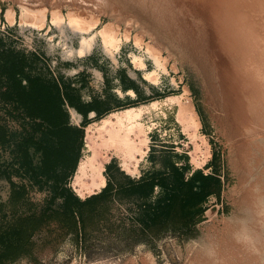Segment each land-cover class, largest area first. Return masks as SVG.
I'll return each instance as SVG.
<instances>
[{"label": "rangeland", "instance_id": "1", "mask_svg": "<svg viewBox=\"0 0 264 264\" xmlns=\"http://www.w3.org/2000/svg\"><path fill=\"white\" fill-rule=\"evenodd\" d=\"M17 1L27 4L32 9L46 7L49 26H45L40 29V31L30 26H21L18 18L19 8L16 4ZM215 1L219 3L215 2L216 4H214V0L212 4L210 2L207 3L208 0H0V8L2 9L0 16V36L3 38L6 47H12V49L14 48L16 51L23 52L28 56L32 55L33 73L49 76L52 80L59 83L63 89H73L76 104L83 109L86 107L80 103V100L82 103L88 104L93 103L98 98L96 94H98L99 97H103V91L100 92L97 89L95 90L94 86H92L95 84V82H93L96 79L95 75L97 77L100 76V72L96 68L101 67L104 74L107 72L108 76L112 75L107 70L109 66H107L105 62L102 64L97 62L98 56H105L113 65H117V54L122 46L127 47L129 51H134L130 53V59L133 55L143 53L142 49L134 44L135 41L141 42L144 46L143 49L151 46L153 49H150H152V51L154 50L156 54L159 52L160 57L164 58L168 66V73L163 75L171 76L173 87L177 85V82L179 83L178 90H169L164 94L166 95L170 92L179 93L182 87V91L179 94L167 96L165 102L173 104V101L166 100L171 97L182 95L185 104L183 117H185L188 122L194 115L198 119L199 127L197 129H194V126H191L190 122L188 131L182 129L187 137L193 141L194 148L191 153L194 154L193 160L196 161L198 156L204 157V160L206 159L209 154V145L207 143V138H209L211 146L217 148L220 154H222L226 166L222 212L216 215L213 209H209V211H207L208 218L204 217L201 221H197L192 227H185L180 221L173 222L176 220V216H173L172 218L174 220H171L169 223V219L167 220L164 218V215L169 213L165 206V194H163L161 190H158L154 195H151L149 191L145 190L137 201L126 197L124 201L121 202V204L125 205V210L118 209L116 212L120 214L117 215L113 214L115 209L111 202L95 201V209L91 210L89 208L86 209V207L84 208L83 212L86 217L83 219L81 226L78 223L79 225L74 230H68L66 229L67 226L58 215L57 218H50L49 216L51 214L50 210L65 211L63 198L59 196L58 193L54 195L51 191L53 184L48 182L45 183V185L41 184L38 186L31 182V175L29 173L20 170L16 165L12 164L16 158V141L21 137L23 133L22 128L26 125L23 124L24 121L22 118L11 112L10 105L4 106L3 108V103H1L0 100V123L6 126L11 139L13 137V142L6 145L5 148L0 149L2 154V169L6 171L5 174L0 173V264H204L205 262L202 255L199 257H197V255L209 247L210 240L212 241L210 250L214 248L217 249L219 244L223 241L226 244H233V246H238L239 244L243 247L244 251L241 250L242 252L251 250L253 254L255 253L254 256L256 258H254L258 260L255 262L253 258V264H258L260 262V264H264V261H262L264 260V99L260 101L264 97V95H262L264 91L261 88L263 87L262 83L264 80V63H262L264 61V40H261L264 39V20L263 22L260 21L264 19V1ZM234 1H236V3H234ZM204 2V6L207 5L205 7L203 6ZM246 2H248V5ZM229 3L234 4L231 5ZM249 3H251V5H249ZM258 3L262 5L260 6ZM10 4L15 9L17 20L14 26L8 27L3 23V12ZM193 4H195V6ZM53 6H58L64 15L69 9L73 14L77 15V17L80 16V19H86L84 21L87 23L89 22L90 25L95 23L93 26L94 28L89 33L92 31L96 33L101 28H104L106 30L108 29V31L110 30L109 32L114 31V34H118L121 37H123V35L128 36V40L122 41L118 51L110 53L106 50L101 36L97 35L90 51L85 52L81 56L76 53H69V50H73L79 46L81 35L74 31L67 21L60 25L49 24V11ZM248 6H251L253 9L250 7L249 10ZM192 7L196 9L194 10ZM197 8H205L207 11L205 12L203 9L202 13ZM212 8L214 9L212 10ZM215 8L217 10L220 9V14L217 13ZM210 13H213V15H210ZM204 15L207 16L208 20L211 19L214 22L209 20L208 23V20L206 18L204 19ZM214 15H216V18L210 17ZM258 15L260 16L258 17ZM224 16L226 19L223 18ZM227 19L228 24L231 23L229 27L225 25L227 24ZM248 19H251L249 24ZM232 20H234L233 23ZM224 21L226 22L225 24ZM211 22H213L214 25L213 23L209 25ZM242 22L245 23L246 26L245 24L243 25ZM203 23H207L208 25H204ZM250 24L253 26L252 29L257 28L252 30L251 26H248ZM238 25L239 28L242 27L241 29H244V31L239 29L237 27ZM220 26L223 30L225 28L224 32L226 31V34H222L223 31L220 30ZM209 27L212 30L216 28L215 30L217 32L215 30H213L215 33H211L212 30L209 32ZM226 27H228V29ZM245 30H247V34ZM249 30L253 31L250 32L253 33L254 36L253 34H249ZM230 31H234V33ZM237 31H239V33ZM207 32L212 35H208ZM228 32H230V34L232 33V35L227 38L229 42L226 39V43L227 45L228 43L234 44L233 46L229 44V47L232 46V48L226 49L228 47L224 42L226 41L225 38H223L224 41L220 38L224 42L221 41L222 44L219 41V37L217 36L216 39L215 36L220 35L221 37V34L222 36H228L230 35ZM238 34H241L240 37H238ZM261 34H263L262 37H259ZM210 36H213V39L215 38L216 45L214 40L213 42L210 41V38L212 40ZM232 36L234 38H232ZM231 38L232 40L237 39V42L236 40L235 42L232 41ZM239 38H242L241 40L245 43L248 42L247 39L249 38L250 42H248L249 44L247 43L249 47H246V44H243ZM250 38H253L255 41H251ZM238 39L239 42L243 44L244 48L242 44L238 42ZM216 41H218V43ZM253 41H257L258 44ZM212 43H214L215 46ZM252 44L258 47L259 52H257V47H253ZM260 45L261 47H259ZM215 47H218L219 50L217 51ZM221 48H224L225 51ZM252 48L253 50L251 51L247 50ZM230 49H232V51ZM239 49H241L242 52L241 50L238 51ZM219 51L225 52L226 55L222 52V54H224V56H222ZM245 51L247 56L251 55V59H247L249 56H246ZM259 53H261L260 57ZM220 55L222 56L221 58ZM230 56L234 59H230L233 62L236 61L239 63V60L240 62L247 60L246 62L249 65L245 64L243 61L244 63L242 62L241 64H245L246 67L241 66L239 63L240 67L236 62H234L236 66H229V64H234L229 61L228 58H230ZM237 56L239 58V60L237 59L238 61L235 60ZM239 56H242V58ZM122 57L125 56L122 55ZM257 57L259 59H257ZM225 58H227L226 61L228 62L225 61ZM250 60L254 62L253 68L252 65H250L252 62L249 63ZM258 60L261 63H257L259 62ZM131 62L135 68L141 69L133 63L132 59ZM145 62L147 63L146 70H151L153 68L151 59L146 58ZM219 64L223 66L218 67ZM226 66L232 68L228 69ZM224 68L228 69V71ZM258 68L262 71H259ZM252 69H254V71ZM146 70H143V76H145L144 71ZM237 70L244 73V76L242 75L244 80L240 79L242 76L239 75L243 73ZM234 72L238 74L232 78L231 76L235 74ZM249 72L250 74L246 75V73ZM254 72H256V75ZM229 73L233 74L230 76ZM225 74L227 75L225 76ZM220 75L222 76L219 78L218 76ZM249 75H251V77L254 75V77H252L254 79L252 80ZM247 76L251 79V83ZM229 77H231V80L234 79L232 81L237 85H234L233 82H230L232 85L230 83V85L226 84V81H231L226 80L229 79ZM257 77L261 80H258ZM144 78L148 80L146 77ZM3 79L4 75L0 71V85ZM109 79L111 78L109 77ZM238 79H240V82ZM148 81L157 84L153 81ZM243 81L249 82H246L245 85H241V83H245ZM256 81L258 82L255 83ZM222 84H224V86ZM254 85L257 89L259 88L258 90H261V92L263 91L262 94L258 93L260 91L254 88ZM259 85L260 87H258ZM242 86L246 87L244 88ZM249 88L252 90H249ZM230 89L234 95L230 94ZM239 89H242L240 90L241 92ZM83 91H86L85 96H82ZM131 92L130 94L133 95ZM246 92L247 95H245ZM118 93L122 94L119 91ZM241 93H244L243 96ZM256 95L258 96L257 98L255 97ZM247 96L253 98L249 99ZM104 97L107 98L106 96ZM151 97L153 98L151 99ZM109 98H113L114 101H116L117 96L115 94L113 96L112 94ZM109 98L107 99L109 100ZM238 98L242 100L240 101ZM108 100L107 102L106 100H100L101 102L98 103V106H107L109 108L111 102ZM153 100H156L155 94L154 96L150 95L148 100L142 105L115 109V111L110 112L99 121H95L96 118L93 119L95 122L86 126L84 145L87 142L95 143L96 160L99 163H103L105 166V163L114 156L118 159L121 167L127 173L132 175L139 173L137 165L141 158H143L141 155L137 154L135 158L128 157L123 150L121 151L122 148H119V150L114 153L112 148L107 149L102 143L105 139L109 138L111 132H116V129H118V125H116L118 114L116 115V113L122 110L125 111L129 108L140 109V121L151 127L148 135H154L156 133L154 126L165 119L161 116L160 111L163 112L164 110L161 108L160 104L156 108L150 106V102ZM253 100H255L258 105L255 101L253 102ZM234 101L238 102L239 108L236 107L237 104L234 103ZM232 103L234 104L232 105ZM242 103L243 106L241 105V107H246L245 109L250 107L247 109L248 111L240 107ZM174 104H176V102H174ZM195 106L203 124V129H201V131L204 133L206 131L208 137H205L199 132L201 121ZM65 108L68 111L67 105H65ZM71 109L75 110L70 107L69 113H71ZM238 109H240L239 113L237 111ZM173 110L174 108L172 107L169 111ZM262 110L263 115L260 116ZM240 112L243 114V117H241L242 115ZM246 113L247 116H245ZM238 114L240 115L237 116ZM236 116L238 118L241 117V120H238ZM119 117L121 119L123 118L121 116ZM242 118L244 120H242ZM100 122L101 125H99ZM157 127L159 128V126ZM165 128H168L167 125L162 124V132H164ZM134 134L132 133L130 138L136 143H140L142 135ZM248 140L251 141L249 142ZM148 142L149 138L146 142V147L142 146L144 148L143 152H145L144 155L148 149ZM195 147L198 149H195ZM81 153L82 157L79 163L84 158V150H82ZM79 163L75 173L67 178L63 186L69 188L79 198H84L88 197L92 192L87 193L81 190L80 186L75 183V176ZM16 187H23L24 192L21 194L20 192H15ZM258 192L261 194L259 195ZM157 215H160L159 220L161 221H153L151 219V217ZM240 228L241 230H238ZM245 237L250 238L245 239Z\"/></svg>", "mask_w": 264, "mask_h": 264}, {"label": "trees", "instance_id": "2", "mask_svg": "<svg viewBox=\"0 0 264 264\" xmlns=\"http://www.w3.org/2000/svg\"><path fill=\"white\" fill-rule=\"evenodd\" d=\"M32 60V55L28 56L12 47H6L0 36V71L4 75L0 85V100L3 108L10 105L11 112L22 118L23 124L26 125L22 128L21 137L16 141V158L12 164L29 173L31 182L38 186L48 182L53 184L51 191L63 198L65 211L50 210L49 216L57 218L58 215L67 226L66 229L74 230L79 224L81 226L86 217L83 212L85 207L95 209V201L107 203L110 195L105 189L99 194L80 199L63 186L73 174L81 155L85 125L82 124L81 128L68 125V111L65 105L75 108L78 112L83 108L76 104L73 89H63L49 76L33 73ZM11 142L13 137L11 139L6 126L0 123V149ZM1 162L0 152V173L5 174ZM62 167L63 170L59 171ZM197 172L194 171L192 176L196 177ZM159 180L162 181L160 190L165 194V206L169 212L164 215L165 219L173 221L172 217L176 216L173 222L180 221L185 227H192L203 219L201 214L204 209L201 203L206 194L202 188L185 194L181 188L177 192L171 190L165 184L167 178L164 175ZM145 190L141 189V196ZM15 192L21 194L24 188L16 187ZM185 216L187 222L184 221ZM151 219L161 221L160 215Z\"/></svg>", "mask_w": 264, "mask_h": 264}, {"label": "crops", "instance_id": "3", "mask_svg": "<svg viewBox=\"0 0 264 264\" xmlns=\"http://www.w3.org/2000/svg\"><path fill=\"white\" fill-rule=\"evenodd\" d=\"M1 12L2 9L0 8V16ZM3 17V23L5 26L11 27L15 25L16 22H14L13 24L7 22L4 13ZM132 52L134 51H129L127 47L122 46L119 53L117 54V65H113L107 57H100L97 55V62L99 64L105 62L107 66H109V69L107 68V70L110 74H112L111 76H108L107 72L106 74H104L103 69L100 66H98L100 68H96L99 70L100 76L97 77L95 75L96 79L93 81L95 82V84L92 86H94L95 90L97 89L100 92L103 91V97H99V95L96 94L98 98L93 103L88 104H84L80 100V103L83 104L86 108L82 109L81 112H78V110L74 108L75 116H73L72 113H69L70 107L67 106L68 125L74 128H81V125L85 124L83 126L85 136L86 126L90 123L99 121L110 112L115 111V109L142 105L146 100H148V97H150V95L154 96V94L156 100L159 101L161 108H163L164 110L163 112L160 111V113L165 120L160 121L158 125L154 126L156 132L154 135H148V149L143 158H141V160L138 162V174L132 175L127 173L121 167L118 159L112 156L104 166V174L106 178L105 185L100 190H96L88 196L99 194L106 189L107 194L110 195L109 203L111 202L112 206L115 209L113 211V214L117 215L120 214L116 212L118 209L125 210V205L121 204V202L124 201L126 197L130 198L131 200L137 201L141 197V189L149 190L151 195H154L156 192H158L162 184V181H160L159 179L164 175L167 178L165 184H167L173 191L177 192V190L181 188L186 194L188 191H199L200 188L204 190L203 193L206 194V196L201 203V207L204 209L201 214L202 218H208L207 211L209 209H213L216 215H219V213H221L223 209V193L225 187L226 171V166L222 154H220L217 148H213L211 146V144L209 143L210 140L209 138H207V143L209 145L208 156L205 160L203 159L204 157L200 156H198L196 161L193 160L194 154H191L194 148V145L192 143L193 141H191L182 131V127L176 119L175 113L177 110V105L174 103L170 104L168 102H165V98L167 96L179 94L182 91V87L179 93L170 92L169 94L165 95L164 93L166 91L178 90L179 83L177 82L176 78L174 77L177 82V85H175V87H173L171 83L170 75H161L158 84L150 83L144 78L143 70L135 68L132 64L130 59V53ZM121 54L125 57H122ZM109 77L111 79H109ZM118 91L122 94L118 93ZM130 92L133 95H131ZM85 94L86 91H83L82 96H85ZM112 94L113 96L114 94L117 96L116 101H114L113 98H109ZM104 96L109 98V100ZM152 98L153 97H151V99ZM100 100H106V102L108 100L109 102H111L109 108L107 106L99 107L98 103L101 102ZM172 107L174 108V110L169 111ZM196 111L198 112L197 108ZM95 118L96 120L94 121L93 119ZM162 124H166L168 127L167 129L165 128L164 132H162L161 129ZM157 126H159V128ZM201 129H203L202 121L199 132L202 133L205 137H208L207 132L205 131L204 133L203 131H201ZM82 150H84V144L81 152ZM81 157L82 153L78 159L73 174L76 171ZM62 170L63 167L59 169V171ZM194 171H198L196 173V177L192 176ZM85 198L86 197L82 199ZM184 221L187 222L186 216ZM170 222L171 220L169 219V223Z\"/></svg>", "mask_w": 264, "mask_h": 264}, {"label": "bare ground", "instance_id": "4", "mask_svg": "<svg viewBox=\"0 0 264 264\" xmlns=\"http://www.w3.org/2000/svg\"><path fill=\"white\" fill-rule=\"evenodd\" d=\"M191 1H194V0H191ZM198 1V0H197ZM207 1V0H206ZM212 1L213 0H208V2L207 3H211L212 4ZM219 1V0H218ZM223 1V0H222ZM222 1H220V2H222ZM228 1V0H227ZM230 1V0H229ZM228 1V2H229ZM237 1V0H236ZM236 1H234V3H236ZM241 1H243V0H241ZM245 1V0H244ZM258 1V0H257ZM256 1V2H257ZM264 1V0H263ZM200 2V1H199ZM219 3V2H217V1H215L214 0V4H216V3ZM227 2V3H228ZM230 2H232V0L230 1ZM251 2V1H250ZM254 2H255V0H254ZM260 2V1H259ZM202 3V2H201ZM224 3V2H223ZM234 3H232V4H234ZM239 3V2H238ZM238 3H237V5H238ZM242 3V2H241ZM248 2H246V4H247ZM252 3H253V1H252ZM261 3V2H260ZM17 6H18V8H19V24L21 25V26H23V25H25V26H30L31 28H33V29H35V30H39L40 31V29H42V28H44L45 26H49L48 25V17H47V12H46V7H40L39 9H32L31 7H29L27 4H25V3H23V2H21V1H17ZM190 4V3H189ZM199 4V3H198ZM204 4H205V2L203 3V6H204ZM210 4V5H211ZM229 4H231V3H229ZM228 4V5H229ZM231 4V5H232ZM243 4V3H242ZM254 4V3H253ZM259 4V3H258ZM264 4V3H263ZM194 6H195V4H193ZM220 5V4H219ZM224 5V4H223ZM248 5V4H247ZM249 5H251V3H249ZM255 5V4H254ZM260 6L262 5V4H259ZM43 6V5H42ZM190 6V5H189ZM197 6H199V5H197ZM202 6V5H201ZM202 6V7H203ZM205 6H207V5H205ZM204 6V7H205ZM221 6V5H220ZM253 6V5H252ZM257 6V5H256ZM38 7V6H37ZM211 7V6H210ZM214 7V6H213ZM222 7H224V6H222ZM229 7V6H228ZM249 7V6H248ZM251 7V6H250ZM250 7H249V10H250ZM255 7V6H254ZM192 8H194V10L196 9L195 7H192ZM216 8H217V6H216ZM215 8V9H216ZM220 8V7H219ZM226 8V7H225ZM239 8V7H238ZM246 8V7H245ZM258 8H259V6H258ZM257 8V9H258ZM260 8H262V7H260ZM197 9H199L202 13H203V9L205 10V8H197ZM206 9H207V7H206ZM214 8H212V10H213ZM236 9V8H235ZM251 9H253L252 7H251ZM198 10V11H199ZM217 10V9H216ZM220 10V9H219ZM219 10H217V13H219ZM224 10V9H223ZM260 10V9H259ZM199 11V12H200ZM207 10H205V12H206ZM222 11V10H221ZM229 11H230V9H229ZM228 11V12H229ZM238 11V10H237ZM246 11V10H245ZM50 16H49V24H52V25H60V24H62V23H64V22H66L67 21V23L70 25V27L74 30V31H76V32H78V33H80V41H79V46L77 47V48H75V49H73V50H69V53H76V54H78V55H83L85 52H87V51H90V49H91V47H92V44H93V41H94V39H95V37L97 36V35H100L101 36V38H102V41H103V44H104V46H105V48H106V50L108 51V52H110V53H115L116 51H118L119 50V48H120V46H121V43H122V41L123 40H128V36H124L123 35V37H121V36H119L118 34H114L113 32H109L108 31V29L106 30V29H100V30H98L96 33H94L93 31V33L91 32V33H89L94 27V25H95V23L93 24V25H90V23L88 22H85L84 20H86V19H84V20H82V19H80L79 17H77V15H75V14H73V12H71V10H69L68 9V12L64 15L61 11H60V8L58 7V6H53L51 9H50ZM198 12V13H199ZM200 12V13H201ZM4 16H5V18H6V20H7V22L8 23H10V24H13L17 19H16V12H15V9H14V7L10 4L8 7H6L5 8V10H4ZM214 13V12H213ZM213 13H210V15H213ZM216 13V12H215ZM231 13V12H230ZM233 13V12H232ZM234 13H236V12H234ZM248 13V12H247ZM197 14V13H196ZM220 14V13H219ZM228 14V13H227ZM237 14V13H236ZM235 14V15H236ZM250 14V13H249ZM253 14H254V12H253ZM261 14H263V13H261ZM208 15V14H207ZM218 15V14H217ZM222 15V14H221ZM226 15V14H225ZM252 15V14H251ZM200 16V15H199ZM205 17H204V19L206 18L207 19V16L206 15H204ZM209 16V15H208ZM231 16V15H230ZM260 15H258V17H259ZM201 17H202V15H201ZM211 18H213V17H215L216 18V15H214V16H210ZM209 17V18H210ZM218 17V19H219V15L217 16ZM235 17H237V16H235ZM246 17V16H245ZM256 17H257V15H256ZM198 18V17H197ZM200 18V17H199ZM224 19H226V17L224 16L223 17ZM261 18H263V17H261ZM238 19H239V17H238ZM208 20V19H207ZM207 20H204V21H207ZM209 20H211V19H209ZM209 20H208V23H209ZM221 20H222V16H221ZM251 20V19H250ZM249 19H248V24H249V21H250ZM260 20V19H259ZM263 20L264 19H262V20H260L261 22H263ZM93 21V20H92ZM211 21H213V20H211ZM219 21H220V19H219ZM226 21V20H225ZM224 21V24L226 23ZM230 21V20H229ZM233 21L234 20H232V23H233ZM238 21V20H237ZM240 21H242V20H240ZM246 21V20H245ZM259 21V22H260ZM91 22V21H90ZM199 22H200V20H199ZM199 22H198V24H199ZM203 22V21H202ZM214 22V21H213ZM213 22H211L209 25H211ZM216 22V21H215ZM221 22V21H220ZM236 22V21H235ZM239 22V21H238ZM218 23V22H217ZM230 23V22H229ZM237 23V22H236ZM92 24V23H91ZM204 24V23H203ZM216 24V23H215ZM227 24H228V19H227ZM225 24L226 26H228L229 27V25L231 24ZM242 24L244 25L245 23H243L242 22ZM241 24V25H242ZM262 24V23H261ZM204 25H208L207 23H205ZM213 25H214V23H213ZM219 25V24H218ZM217 25V26H218ZM237 25V24H236ZM235 25V26H236ZM242 25V26H243ZM252 24H250V25H248L249 27L251 26ZM51 26V25H50ZM217 26H216V28H217ZM224 26V25H223ZM233 26V25H232ZM234 26V27H235ZM245 26H246V24H245ZM256 26V25H255ZM206 27V26H205ZM210 27H212V26H210ZM209 27V28H210ZM215 27V26H214ZM221 27V26H220ZM225 27V26H224ZM228 27H226L227 29H228ZM238 28H239V25L237 26ZM241 27V26H240ZM252 27L253 26H251V29H252ZM260 27V26H259ZM258 27V28H259ZM262 27V26H261ZM57 28V27H56ZM216 28H214L213 30H215ZM222 28V27H221ZM220 28V30H222L221 32H222V34L224 33V34H226L225 32H224V30H225V28H224V30H223V28L221 29ZM232 28V27H231ZM231 28H229V29H231ZM242 28V27H241ZM241 28H239V29H241ZM257 28V27H256ZM255 28V29H256ZM208 29V28H207ZM218 29H219V27H218ZM237 29V28H236ZM250 29V28H249ZM254 28L252 29V30H255ZM264 29V28H263ZM210 30H212L211 28L209 29V32H210ZM213 30L211 31V33L213 32ZM232 30H234V29H232ZM242 31H244V29H241ZM247 30H248V27H247ZM247 30H245V32L247 31ZM259 30V29H258ZM46 31V30H45ZM208 31V30H207ZM216 31V30H215ZM215 31L213 32V33H215ZM229 31V30H228ZM251 30H249V34L251 35V34H253V33H251V32H253V31H251ZM257 31V30H256ZM217 32V31H216ZM230 32H232V33H234V31H230ZM230 32H228V34H230ZM238 33H239V31H237ZM237 32H235V33H237ZM241 32V31H240ZM258 32V31H257ZM256 32V33H257ZM261 32V31H260ZM263 32H264V30H263ZM210 33V34H211ZM232 33L230 34V35H228V36H222V34L221 33H219V34H221V37H220V35H216L215 36V38L217 39V36L219 37V41L221 42L222 40L221 39H223V38H225V40L227 39V38H229V36H231L232 35ZM243 33V32H242ZM254 33H255V31H254ZM207 34H208V32H207ZM210 34H208V35H210ZM244 34V33H243ZM242 34V35H243ZM246 34H247V32H246ZM259 34V33H258ZM212 35V34H211ZM235 35H237V34H235ZM234 35V36H235ZM239 36L238 37H240V35L241 34H238ZM262 35L263 34H261V36H259V37H262ZM246 36V35H245ZM253 36H254V34H253ZM264 36V35H263ZM210 37H212V40H211V38H210V41L211 42H213V40H214V43H215V38L213 39V36H210ZM243 37V36H242ZM249 37V36H248ZM251 37V36H250ZM221 38V39H220ZM232 38H234L233 36H232ZM232 38H231V40H232ZM235 38H237V37H235ZM245 38V37H244ZM246 38H247V36H246ZM245 38V39H246ZM254 38V37H253ZM251 39V41L252 40H254V39ZM240 39V38H239ZM239 39H238V42H239ZM242 39V38H241ZM240 39V41H242ZM245 39H243V40H245ZM228 40V42H229V39H227ZM227 40L226 41H224V39H223V41L225 42V44H226V46L228 47V48H226V49H229V48H232V46H233V44H232V46L231 47H229V44L230 43H228V45H227ZM236 40V42H237V39H235ZM235 40L233 39L232 41H234L235 42ZM248 40V42H250V40H249V38L247 39ZM256 40V39H255ZM254 40V41H255ZM262 41L264 40V39H261ZM222 41V42H223ZM231 41V42H232ZM253 41V42H254ZM210 42V43H211ZM217 43H218V41H216ZM221 42V43H222ZM223 42V43H224ZM243 42V41H242ZM247 42V43H248ZM134 43V42H133ZM214 43H212L213 45H214ZM221 43H219V44H221ZM222 43V44H223ZM240 43V42H239ZM245 42H243V44H244ZM247 43H245L246 45V47H249V46H247ZM254 43H257V41L256 42H254ZM134 44H136V46L138 47V48H141L142 49V52L143 53H141V54H139V55H133L132 56V60H133V63H135V65L136 66H138L139 68H141V69H143V70H146V62H145V60H146V58H149V59H151V61H152V63H153V68L151 69V70H146V71H144V77H146L148 80H150V81H153L154 83H159V81H160V77H161V75H163V74H167L168 73V66L166 65V62L164 61V58H162V57H160V55H159V52H158V54H156L155 52H154V50L152 51V47L150 46H148V47H145V49H143V45L141 44V42L139 43V41L137 42V41H135V43ZM211 44V45H212ZM230 44V45H231ZM240 44H242V43H240ZM243 44H242V46H243ZM249 44V43H248ZM251 44V43H250ZM258 44V43H257ZM215 45H216V43H215ZM214 45V46H215ZM253 45V44H252ZM256 45V44H255ZM147 46V45H146ZM221 46V45H220ZM241 46V45H240ZM245 47V48H246ZM252 47V46H251ZM253 47H255L254 45H253ZM257 47V46H256ZM255 47V48H256ZM259 47H261V45L259 46ZM150 48H152V49H150ZM240 48H242V47H240ZM243 48H244V46H243ZM71 49V48H70ZM215 49H217V51L219 50L218 49V47L216 48L215 47ZM222 50L224 49V48H221ZM234 49V48H233ZM259 49H261V48H259ZM231 51H232V49H230ZM241 49H239L238 51H240ZM245 50V49H244ZM247 50H253V48L252 49H247ZM262 50V49H261ZM263 50H264V47H263ZM157 51V50H156ZM216 51V50H215ZM216 51V52H217ZM223 51H225V49L223 50ZM223 51H219V52H221V54H222V52ZM229 51V50H228ZM249 51V52H250ZM255 51H256V49H255ZM230 52V51H229ZM237 52V51H236ZM241 52H242V50H241ZM240 52V53H241ZM254 52V51H253ZM257 52H259L258 51V47H257ZM215 53V52H214ZM218 53V52H217ZM223 53H225V52H223ZM233 53V52H232ZM238 53V52H237ZM244 53V52H243ZM245 53H246V51H245ZM263 53V52H262ZM220 54V53H219ZM234 54V53H233ZM239 54V53H238ZM248 54H250V53H248ZM216 55H218V54H216ZM225 55H226V53H225ZM231 55V54H230ZM235 55H236V53H235ZM235 55H233V56H235ZM254 55V54H253ZM260 55H261V53H259V57H260ZM73 56V55H72ZM222 56H224V54H222ZM221 55H220V58L222 57ZM229 56V55H228ZM246 56H247V53H246ZM249 56V55H248ZM247 56V57H248ZM251 56V55H250ZM250 56H249V58H247L248 60L249 59H251L250 58ZM213 57V56H212ZM218 57V56H217ZM240 57V56H239ZM244 57H245V55H244ZM263 57V56H262ZM261 57V58H262ZM219 58V57H218ZM228 58V57H227ZM227 58H225V61H226V59ZM240 58H242V56L240 57ZM261 58H260V60H261ZM229 59V61L230 62H233L232 60H230V59H233V58H231V56H230V58H228ZM239 60V58H238V56H237V58H235V60ZM257 59H259L258 57H257ZM264 59V58H263ZM262 59V60H263ZM234 60V59H233ZM237 60V61H238ZM242 60V59H241ZM252 60H254V59H252ZM216 61V60H215ZM223 61V60H222ZM244 61V60H243ZM242 61V62H243ZM247 60H245L244 62H245V64H247V62H246ZM257 61V60H256ZM259 61V60H258ZM226 62H228V61H226ZM225 62V63H226ZM234 62H236V61H234ZM233 62V63H234ZM242 62H240V60H239V63L241 64ZM243 62V63H244ZM252 61L250 60L249 61V63H251ZM217 63H218V60H217ZM220 63V62H219ZM236 63H238V62H236ZM236 63H234V64H232V65H230L229 63V66H233V65H235L236 66ZM238 63V64H239ZM253 63L254 62H252V64H250V65H252V68L254 67V65H253ZM257 63H261L260 61L259 62H257ZM262 63H264V61L262 62ZM216 64V63H215ZM222 64H223V62H222ZM221 64V66H223ZM240 64H239V66H240ZM242 65L241 64V66H245L246 67V65ZM255 64H256V62H255ZM226 65H227V63H226ZM247 65H249V64H247ZM259 65H261V64H259ZM220 66V64L218 65V67ZM220 66V67H221ZM240 66V67H241ZM227 67V66H226ZM243 67H242V69H243ZM249 67V66H248ZM251 67V66H250ZM228 69H231L230 67H227ZM224 69H226V68H224ZM228 69H226L227 71H228ZM234 69V68H233ZM237 69V68H236ZM239 69H241V68H239ZM254 69H256V68H254ZM254 69H252L253 71H254ZM259 69V71H262L260 68H258ZM219 70V69H218ZM221 70V69H220ZM223 70V69H222ZM245 70V69H244ZM243 70V71H244ZM246 70H248V69H246ZM257 70V69H256ZM234 71H235V69H234ZM238 72L240 71V70H237ZM241 72V71H240ZM245 72V71H244ZM248 72V71H247ZM250 72H251V70H250ZM250 72L249 73H246V75L247 74H250ZM223 73V72H222ZM235 73V72H234ZM241 73H243V72H241ZM218 74H220V73H218ZM230 74V73H229ZM233 73H231L230 74V76L232 75ZM236 74H238V73H235L233 76H231L232 78L236 75ZM251 74H253V73H251ZM254 74L256 75V72H254ZM227 74H225V76H226ZM239 75H243L244 76V73L243 74H239ZM246 75H245V77H246ZM222 75H220V76H218L219 78L221 77ZM238 76V75H237ZM243 76H242V78L240 77V79H243ZM250 77H251V75H249ZM228 77V76H227ZM231 77H229V79H226V80H231L230 78ZM239 77V76H238ZM238 77H236V78H238ZM252 77H254V75L252 76ZM251 77V79L253 80L254 78H252ZM262 77V76H261ZM218 78V79H219ZM247 78L249 79V77L247 76ZM258 78V80H261V79H259V77H257ZM240 79H238L239 80V82H240ZM246 79V78H245ZM247 79V80H248ZM251 79H249L250 80V83H251ZM220 80V79H219ZM223 80V79H222ZM222 80H221V82H222ZM232 80H234V79H232ZM226 81V84H228V85H232V83H230V82H233V84H234V81ZM244 80V79H243ZM256 80V79H255ZM263 80V79H262ZM172 81V80H171ZM228 82V83H227ZM243 82H245V81H243ZM247 82V81H246ZM246 82L245 83H241V85L242 84H246ZM249 82V81H248ZM247 82V83H248ZM253 82V81H252ZM258 81H256L255 83H257ZM224 83H225V81H224ZM230 83V84H229ZM236 83V82H235ZM254 83V82H253ZM252 83V84H253ZM259 83H260V81H259ZM261 83H262V81H261ZM239 84V83H238ZM263 87H264V80H263ZM262 84H260V85H262ZM223 86H224V84H222ZM234 85H237V84H234ZM233 85V86H234ZM260 85L258 86V87H260ZM250 86V85H249ZM228 87V86H227ZM231 87V86H230ZM240 87V86H239ZM242 87H244V86H242ZM246 87V86H245ZM244 87V88H245ZM263 87H261L262 88V90L264 91V89H263ZM224 88V87H223ZM226 88V87H225ZM236 88V87H235ZM252 88V87H251ZM251 88H249V90H252ZM254 88H256L255 87V85H254ZM229 89V88H228ZM232 89V88H231ZM229 90L230 92L232 91V90ZM248 89V88H247ZM257 89V88H256ZM255 89V90H256ZM259 89V88H258ZM257 89V90H258ZM225 90V89H224ZM233 90H234V88H233ZM240 90H242V89H239V91ZM249 90H248V92H249ZM255 90H253V91H255ZM256 90V91H257ZM228 91V92H229ZM238 91V92H239ZM258 91H260V92H258ZM257 92L258 93H261L262 94V92H261V90H258ZM184 92H186V91H184ZM227 92V93H228ZM241 92V91H240ZM243 92V91H242ZM258 93H256V94H258ZM230 94H232V92L230 93ZM244 94V93H243ZM243 94L241 93V95L243 96ZM184 95V94H183ZM232 95H234V94H232ZM245 95H247V92H246V94ZM244 95V96H245ZM249 95H251V94H249ZM253 95H254V93H253ZM253 95H251V96H253ZM262 95H264V92H263V94ZM229 96V95H228ZM236 96V95H235ZM235 96H234V98H235ZM251 96H250V98H251ZM258 96H260L259 94H258ZM257 95L255 96L256 98L258 97ZM248 98H249V96H247ZM233 98V97H232ZM240 98V97H239ZM238 98V99H239ZM249 98V99H250ZM253 98V97H252ZM251 98V99H252ZM260 98V97H259ZM261 98H262V96H261ZM183 99H184V97L181 95V96H178V97H171V98H169V99H167L166 101H173V103L174 102H176V104H177V111H176V119H177V121H178V123L181 125V127H182V129L184 130V131H188V128H189V122H190V124H191V126H194V129L196 128H198L199 127V125H198V119H197V117L194 115L192 118H191V120L188 122V121H186V118L185 117H183V111H184V102H183ZM230 99V98H229ZM264 99V97L260 100V101H262ZM236 100V99H235ZM240 100V99H239ZM242 100V99H241ZM240 100V101H241ZM257 100V99H256ZM232 101V100H231ZM238 101V100H237ZM239 101V102H240ZM255 100H253V102H254ZM245 102H246V100H245ZM251 102V101H250ZM234 103H238V102H236V101H234ZM234 103H232V105L234 104ZM255 103H257L256 101H255ZM254 103V104H255ZM261 103V102H260ZM235 104V105H236ZM244 104H249V103H244ZM159 105V101H152V102H150V106L151 107H153V108H156L157 106ZM241 105L243 106V103L242 104H240V107H241ZM250 105H252V104H250ZM257 105H258V103H257ZM263 105H264V103H263ZM239 106V104H237V108H239L238 107ZM247 106V105H246ZM234 107V106H233ZM256 107V106H255ZM241 108H243V107H241ZM246 108V107H245ZM245 108H243V110L245 109ZM250 108V107H249ZM249 108H247V109H249ZM260 108V107H259ZM258 108V109H259ZM235 109V108H234ZM247 109H245V111L247 110ZM242 110V111H243ZM255 110V109H254ZM264 110V109H263ZM263 110H262V113H260V116L261 115H263ZM238 111V113H239V111H240V109H238L237 110ZM241 111V112H242ZM244 111V112H245ZM248 111V110H247ZM251 111V110H250ZM240 112V114L242 115L241 117H243V114ZM261 112V111H260ZM71 113H72V115L73 116H75V111L73 110V109H71ZM77 113V112H76ZM139 113H140V109H137V108H129V109H126L125 111H119L118 113H116V115L118 114V117L119 116H121V117H123L122 119L119 117H117V124L116 125H118V129H116L115 131L116 132H111L110 133V135H109V138L108 139H105L104 141H103V145L105 146V148H107V149H113L112 151H114V153H115V151H118L119 150V148L121 149V151L123 150V152H125L127 155L126 156H128V157H133V158H135V156L137 155V154H139V155H141L142 157L144 156V153L145 152H143V147L142 146H145L147 143V140H148V132H149V130L151 129V127L149 126V125H146L144 122H141L140 121V117H139ZM240 114H238L237 116H239ZM251 114H252V112H251ZM79 115V114H78ZM236 116V118H238ZM245 116H247V113L245 114ZM244 116V117H245ZM252 116V115H251ZM240 117V118H241ZM263 117V116H262ZM240 118H238V120L240 119ZM246 118V117H245ZM248 118H249V116H248ZM248 118H247V120H248ZM74 119V118H73ZM118 119H120V120H118ZM250 119V118H249ZM241 120V119H240ZM242 120H244L243 118H242ZM120 121V122H119ZM251 121V120H250ZM250 121H249V123H250ZM241 122H243V121H241ZM246 122V121H245ZM119 123V124H118ZM238 123H240V122H238ZM248 123V122H247ZM99 125H101V122H100V124ZM245 125H246V123H245ZM249 125V124H248ZM102 126H103V124H102ZM250 126H251V124H250ZM117 128V127H116ZM182 130V131H183ZM259 131V130H258ZM244 132V131H243ZM140 134V135H142V140L140 141V143L139 142H135V141H133L131 138H130V135L131 134ZM187 133V132H186ZM248 133V132H247ZM251 133V132H250ZM134 134V135H135ZM202 135V134H201ZM261 137V136H260ZM141 138V137H140ZM257 138V137H256ZM262 138V137H261ZM254 140V139H253ZM252 140V141H253ZM257 140V139H256ZM264 140V139H263ZM249 142L251 141V140H248ZM256 142H258V141H256ZM252 143V142H251ZM259 143H261V142H259ZM259 143H257V144H259ZM196 144V143H195ZM247 145H249V144H247ZM146 147V146H145ZM148 147V146H147ZM248 148V147H247ZM255 148V147H254ZM195 149H198V148H196L195 147ZM125 153H123V154H125ZM84 158H83V160H81V162L79 163V167H78V170H77V173H76V176H75V183L77 184V185H79L80 186V188H81V190H83V191H85V192H94V191H96V190H100L104 185H105V183H106V178H105V175H104V164L103 163H99L97 160H96V145H95V143H86L85 145H84ZM123 157V156H122ZM123 159H125V158H123ZM129 159V158H128ZM254 159V158H253ZM252 159V160H253ZM122 160V159H121ZM134 160V159H133ZM135 160H137V159H135ZM251 162H253V161H251ZM137 164V163H136ZM253 166V165H252ZM128 167V166H127ZM126 167V168H127ZM130 170V169H129ZM261 175V174H260ZM257 176V175H256ZM263 180V179H262ZM261 182V181H260ZM255 183H256V180H255ZM260 186V185H259ZM255 187V186H254ZM252 190V189H251ZM256 191V190H255ZM259 193V192H258ZM249 194V193H248ZM261 193H259V195H260ZM264 208V207H263ZM257 209V208H256ZM260 209V208H259ZM209 211V210H208ZM210 211H212V210H210ZM212 213V212H211ZM261 213V212H260ZM211 215V214H210ZM209 215V216H210ZM261 215V214H260ZM259 215V216H260ZM255 227V226H254ZM260 227H262V226H260ZM238 230H241V228L240 229H238ZM237 235V234H236ZM259 235H260V233H259ZM220 236V235H219ZM222 236V235H221ZM243 236V235H242ZM222 237H224V236H222ZM241 237V236H240ZM244 237V236H243ZM216 238V237H215ZM220 238V237H219ZM230 238V237H229ZM232 239V238H231ZM214 240V239H213ZM222 240H223V238H222ZM242 240V239H241ZM219 241H220V239H219ZM248 241V240H247ZM212 241L210 240V242H209V244L211 245L212 243H211ZM237 242V241H236ZM239 242V241H238ZM243 242H244V240H243ZM233 243V242H232ZM242 243V242H241ZM235 244V243H234ZM245 244V243H244ZM210 245H209V247L207 248V249H205L203 252H200V254H196L197 255V257H199L200 255H202V257H203V259H204V262L205 263H209V264H253L254 263V259L256 258L254 255H255V253L253 254L252 252H251V250L249 251V250H246V252H242L241 250H243V247L241 246V245H239L238 244V246H233V244L232 245H230V244H226V243H224V241L222 242V243H220L219 244V246H218V248L217 249H213V250H210ZM237 245V244H236ZM245 246H246V244H245ZM250 246V245H249ZM213 247H214V245H213ZM241 248V249H240ZM246 248H248V247H246ZM254 250H256V249H254ZM244 251V250H243ZM258 252V251H257ZM255 257V258H254ZM192 258V257H191ZM254 258V259H253ZM200 260V259H199ZM258 260V259H257ZM256 259H255V262L257 261ZM262 261H264V260H262ZM203 262V261H202ZM201 262V263H202ZM258 262H260V261H258ZM196 263V262H195ZM204 263V264H205ZM261 263V262H260ZM260 263H258V264H260ZM203 264V263H202Z\"/></svg>", "mask_w": 264, "mask_h": 264}, {"label": "clouds", "instance_id": "5", "mask_svg": "<svg viewBox=\"0 0 264 264\" xmlns=\"http://www.w3.org/2000/svg\"><path fill=\"white\" fill-rule=\"evenodd\" d=\"M250 237H245V239H249Z\"/></svg>", "mask_w": 264, "mask_h": 264}]
</instances>
